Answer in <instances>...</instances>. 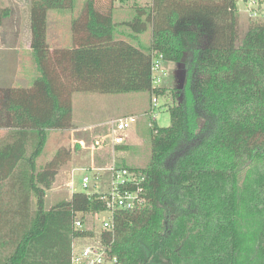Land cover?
I'll list each match as a JSON object with an SVG mask.
<instances>
[{
  "label": "trees",
  "instance_id": "trees-1",
  "mask_svg": "<svg viewBox=\"0 0 264 264\" xmlns=\"http://www.w3.org/2000/svg\"><path fill=\"white\" fill-rule=\"evenodd\" d=\"M117 1L127 0H88L73 20L75 45L59 63L66 81L47 63V18L73 12L76 1L32 0L38 92L0 90V264H70L74 240L92 234L74 229L75 217L86 220L106 203L78 191L45 210L47 191L73 157L62 146L37 167L49 132L73 126L63 94L164 96L153 83L158 59L180 66L171 125L152 122L147 167L117 164L145 177V202L117 211L106 240L121 264H264V21L251 20L242 37L239 0H152L116 22ZM121 26L130 41L118 37ZM149 31L144 47L140 36Z\"/></svg>",
  "mask_w": 264,
  "mask_h": 264
},
{
  "label": "rangeland",
  "instance_id": "rangeland-1",
  "mask_svg": "<svg viewBox=\"0 0 264 264\" xmlns=\"http://www.w3.org/2000/svg\"><path fill=\"white\" fill-rule=\"evenodd\" d=\"M11 0H0V13L2 10L9 9ZM76 8L75 11L78 13V18L83 16V10L85 8L86 2L88 0H75ZM152 3V2H151ZM150 3V4H151ZM145 0H127L120 3V7L125 10L121 16L117 13L115 18L117 21L122 22L121 19L129 20L132 18L131 7L132 6H146L150 5ZM251 7V6H250ZM249 5L243 0H239L238 3V14L240 17V35L243 37L247 31L248 25L251 22L248 13ZM264 9V4L262 5ZM52 13L51 15H53ZM1 16V14H0ZM116 16V15H115ZM3 18L2 16L0 19ZM48 19V18H47ZM60 20V21H58ZM57 16L49 17L47 33L45 44L48 48L52 45H57L58 48L49 50L47 63L51 71H53L55 76H61L66 81L69 80L67 74L60 71L59 63L65 58L69 46L75 45L74 37L68 36V31L70 27V22L68 19H58ZM116 21V22H117ZM67 22V25H66ZM69 22V23H68ZM9 25H14V22H7L5 27ZM63 32V35L62 33ZM129 29L126 26L119 27L118 37L121 39L129 40L128 38ZM151 37V32H148L141 38L142 45L149 47L148 42ZM70 40V41H69ZM60 42V44L58 43ZM1 55V53H0ZM2 56V55H1ZM35 58V57H34ZM6 60H0V66L3 64L2 61H10L9 55L5 56ZM179 70L180 66L171 62H162L160 65V71L156 74L161 81L155 82V87L165 88L167 92L164 96H150L148 93H129L124 95H106L98 93H71L67 90L63 97L72 106L73 99L76 94V101L72 106V121L76 122L82 129L75 134L76 139L86 140V145L93 149H83L81 145L76 144L73 153L72 161L67 164L63 170L59 172L56 180L50 190L47 191V202L46 205L49 208L50 205L57 206L63 202H69L72 199L74 192L83 191L88 194L100 193V194H110L112 192V182H113V171L111 167L114 160H117L114 148L111 144V140L108 139L106 143L102 146L96 147L95 141L97 138L102 139L106 134H108L109 123L118 119L125 117L126 115H140L142 118L147 119V124L149 130H147V135L140 141H134V147L130 150L128 155L129 161H127L128 166H133L137 168H145L150 162L151 158V134H150V123L149 114L151 113V106L153 98L157 100L156 109V121L159 127H168L171 125V117L169 109L176 105V100L173 98L172 90L177 88L179 83ZM68 78V80H67ZM59 84V82H58ZM139 97H137V96ZM110 113V114H108ZM133 114V115H132ZM75 116V118H74ZM101 120V121H100ZM100 121V122H99ZM201 124H203L201 122ZM96 125V126H95ZM94 126V127H92ZM1 129V128H0ZM85 129V130H83ZM67 131V130H62ZM98 135L95 139L93 136ZM55 139V138H54ZM71 132L64 133L60 141L64 144L63 146L70 147L72 149ZM57 140L48 141L45 152L39 158L37 167L47 158L50 159L56 153L55 146L57 145ZM133 145V144H132ZM79 147V148H78ZM73 151V149H72ZM39 164V165H38ZM116 165V164H115ZM89 178L88 189L83 188L84 178ZM72 183L73 188H67L66 184ZM36 199V198H35ZM109 212L100 214L97 218L94 216H87L85 220V226L83 230L100 228L101 221L103 217H109ZM81 215L78 214V217ZM91 239H80L76 241V246H83L88 243Z\"/></svg>",
  "mask_w": 264,
  "mask_h": 264
},
{
  "label": "crops",
  "instance_id": "crops-1",
  "mask_svg": "<svg viewBox=\"0 0 264 264\" xmlns=\"http://www.w3.org/2000/svg\"><path fill=\"white\" fill-rule=\"evenodd\" d=\"M139 1L143 2L144 0H139ZM145 1L148 2L149 4L152 2V0H145ZM10 3H11V5L9 7L8 15L6 17H3L0 19V53L2 55V56L0 55V60H2V59L6 60L5 59L6 55H9V59H10V61H8V62H4V61L1 62L3 64L0 66V90L7 89V88L24 89V90H28L29 95L33 96V95H35L36 92H38V90L36 88H34V84H35L36 80L38 79V77L40 76V73L38 71V67H37L36 62H35L34 49H33V45H32V21H31L32 0H11ZM52 13H54L53 15L57 16V20L58 19H68V21L70 22L69 30L67 29L68 36L74 37L73 30H72V22H73V20L78 18L77 11H75V9H74L73 12L68 13V14L49 12L48 13V19H49V17H53V15H51ZM117 13H119L120 16L122 13H125V10H123L120 7L119 1L116 2V10L114 13V19L117 17ZM121 20H122V22L126 21L125 19L124 20L121 19ZM9 21L14 22V25H11V26L9 25V27H5L6 23ZM58 21H60V20H58ZM115 21H117V20L115 19ZM117 22H120V21H117ZM66 25H67V22H66ZM149 32H151V31H149ZM61 33L63 35V32H61ZM147 33L144 35H141L140 37L144 39V36L147 35ZM151 41H152V33H151L150 40L147 43L148 46L151 45ZM58 43L60 44V42H58ZM73 47H74V45L69 46L66 49L69 50ZM144 47H146V46H144ZM54 48H58V46L56 44L52 45L51 48H49V50H52ZM40 93H41V91L39 92V94ZM15 96H16L15 97L16 99H19L20 93L18 95L16 94ZM25 96L27 97L26 94H25ZM137 97H139V96H137ZM40 99H42V98L40 97ZM75 101H76V94H75L74 99H73V104L75 103ZM34 102H35L34 104L36 105L38 100H35ZM73 104H72V106H73ZM108 114H110V113H108ZM126 116H130V115H126ZM133 116H136V115H133ZM137 117L139 118V122L129 132L127 143L125 145H122V147H124V148L118 149V147H121V146L113 147L114 151H115L116 158H117V160L113 161V164H116V165L118 163L128 164L127 161H129V159H128L127 153H129L130 150L135 146L134 141L138 140V139L141 141L142 137L144 138L147 135V130H149V126L147 124V119L144 117L142 118L140 115H137ZM74 118H75V116H74ZM72 125H73L72 128L66 129L67 131H62V130L50 131L49 135H48L47 143L49 140H51V142H52L53 140L56 139L58 143L55 146L56 147L55 150L57 151L60 147H62L64 145L60 141L62 135L64 133L71 132L72 140H70V142L72 143L73 153L77 156V154L74 152L76 144H78V145H80V143L86 144V140L76 139L75 134L78 133L82 128L79 127L78 124H76L74 119L72 121ZM92 127H94V126H92ZM83 130H85V129H83ZM5 133H6L5 129H0V137L5 135ZM97 136L98 135L93 136L92 139H95ZM46 146H47V144H46ZM45 149H46V147H45ZM44 152H45V150H44ZM52 157L48 160H47V158L44 159V161H42V163L40 165L38 164L39 167L44 166L47 162H49L52 159ZM39 158H38V160H39ZM38 160H37V163H38ZM46 202H47V194H46V198H45V206L44 207H45L46 211H49L54 206L50 205V207L48 208L46 205ZM36 207H37V200L35 199V197H33L32 198V209L35 210Z\"/></svg>",
  "mask_w": 264,
  "mask_h": 264
},
{
  "label": "built area",
  "instance_id": "built-area-1",
  "mask_svg": "<svg viewBox=\"0 0 264 264\" xmlns=\"http://www.w3.org/2000/svg\"><path fill=\"white\" fill-rule=\"evenodd\" d=\"M249 5L248 13L250 20L264 21V9L262 5L264 0H243ZM251 6V7H250ZM162 61L156 60L153 68V83L160 82L161 79L156 76L160 71V65ZM151 113L149 119L151 120L150 126L153 121H156V109L157 100L153 98ZM139 118L137 116H125L118 118L109 123L108 134L102 139L97 138L95 146L99 147L106 143L108 139L111 140L113 147L122 146L127 143L129 132L138 124ZM83 149L89 148L86 144L80 143ZM111 170L113 171V182L112 192L110 194H102L101 199L106 203V210L102 212L92 213L91 216L97 218L100 214L109 212V217H103L100 228L85 230L92 232L90 235L76 238L72 245L71 261L70 264H121L118 256L114 253L112 243L106 240L105 233L114 235L115 228V214L119 210L132 211L144 204L143 188L140 186L144 181V176H137L131 173L128 169L119 168L117 165H112ZM89 178L86 177L83 180V188L88 189ZM136 185L137 188L134 190L128 189L130 185ZM72 183L66 184L67 188H73ZM81 215V214H80ZM85 219L81 215L75 217L73 227L76 230H83L82 228L86 225ZM80 239H91L88 243L83 246H76V241Z\"/></svg>",
  "mask_w": 264,
  "mask_h": 264
}]
</instances>
